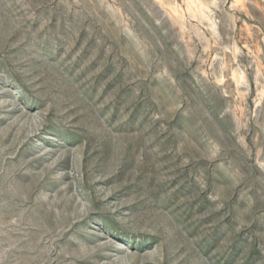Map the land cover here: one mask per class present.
<instances>
[{
    "label": "rangeland",
    "instance_id": "obj_1",
    "mask_svg": "<svg viewBox=\"0 0 264 264\" xmlns=\"http://www.w3.org/2000/svg\"><path fill=\"white\" fill-rule=\"evenodd\" d=\"M0 264H264V0H0Z\"/></svg>",
    "mask_w": 264,
    "mask_h": 264
}]
</instances>
